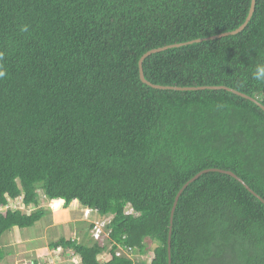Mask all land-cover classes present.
Segmentation results:
<instances>
[{
    "label": "trees",
    "instance_id": "trees-1",
    "mask_svg": "<svg viewBox=\"0 0 264 264\" xmlns=\"http://www.w3.org/2000/svg\"><path fill=\"white\" fill-rule=\"evenodd\" d=\"M251 1L0 0V262L4 235L62 201L109 220L91 245L48 244L81 264H143L148 243L147 264H264V204L225 174L187 185L170 230L178 192L204 171L232 173L264 202V111L223 90L152 89L138 67L181 45L143 61L147 83L224 87L264 107V0L241 32L215 38L245 23Z\"/></svg>",
    "mask_w": 264,
    "mask_h": 264
},
{
    "label": "rangeland",
    "instance_id": "rangeland-1",
    "mask_svg": "<svg viewBox=\"0 0 264 264\" xmlns=\"http://www.w3.org/2000/svg\"><path fill=\"white\" fill-rule=\"evenodd\" d=\"M38 196L40 197V195H38ZM70 209H71L70 210L71 212L77 211L76 216H74L75 219L71 220V212H69L70 213L69 214V213H66V211H65V212H62L58 215V217H59L62 214L66 219L70 220L69 222H67V220L65 219V221L67 223H64L65 221L61 222L60 218L53 217L55 214H53L52 209L50 211L49 209H46V207H43V210L46 211L45 216L40 221H38L32 228L21 230V233L23 236H26L29 239L35 238L34 250H36V252L32 254L28 250L27 246L25 245V240H23L21 244L20 243H17V244L13 243L12 248H11L10 244H8L7 245L8 250L11 249L13 256L10 259H8L6 262H0V264H10V263L15 264L16 261H18L17 262L18 264H25V262H28L31 259L32 260L34 259L37 262H39L38 264H61L62 260H61V258L59 259V257L57 256L58 255L57 253H59L61 249H58V251H55V254L52 255V256H55L54 258L53 257H47V259H46V257L45 258L39 257L35 254L40 253L42 251V250H38V249H42L47 244H49L55 240L61 239V238H63V239H74L75 238L76 242H81L84 240V242L87 243L88 239L86 238V233L83 232V230L85 229L84 221H81L83 219L84 215L82 214L81 210L78 208V205L75 203L73 206H71ZM23 211L25 213L29 212L28 209H23ZM53 218H55V219H53ZM75 220H79V221H75ZM52 221H55L56 227L50 226V223H52ZM57 223H59V224H57ZM107 223L108 222H106V224ZM82 232L84 233L83 235H82ZM11 238H9V241ZM4 240H5V243L3 246L5 248V245L7 243V241H6L7 236L6 235H4L1 239V241H4ZM84 245L87 246L88 243L84 244ZM148 245H149L148 246V248H149L148 253L143 258H139V257L135 258L134 261L136 263H139L143 260V262H144L143 264H147L145 262H147V260H149V258H151L152 249L155 248L156 245L152 244V243H148ZM12 253L10 251L6 252V254L8 256ZM50 254H52V253H50ZM41 256H44V254L42 253ZM19 261H21V262H19ZM73 263H70V261L68 259H66L65 264H73ZM77 263H78V261H77Z\"/></svg>",
    "mask_w": 264,
    "mask_h": 264
},
{
    "label": "crops",
    "instance_id": "crops-1",
    "mask_svg": "<svg viewBox=\"0 0 264 264\" xmlns=\"http://www.w3.org/2000/svg\"><path fill=\"white\" fill-rule=\"evenodd\" d=\"M51 202V201H50ZM50 202H44V201H41V207H46V209H49L50 211H51V209L52 208H50L49 206H50ZM54 202V201H53ZM74 203L75 204H77L78 205V208L81 210V212H82V214H83V208L82 207H80L79 206V204L77 203V202H73V203H71V205H69L68 206V208H66V209H64L63 208V206H62V204H63V202L62 201H56V202H54L53 203V214H55L53 217H55V218H57L58 217V215L60 214V213H62V212H65L66 211V213H69V212H71L70 210V208H71V206H73L74 205ZM52 214V215H53ZM70 214V213H69ZM76 214H77V211H72L71 212V220H73V219H75L74 218V216H76ZM94 218H95V215L93 214L92 215ZM55 218H53V219H55ZM58 218H60V220H61V222H63V221H65V217L61 214V216H59ZM52 219V220H53ZM67 220V222H69L70 220H68V219H66ZM75 221H79V220H75ZM81 221H84V227L86 228V224H90V220H86L85 218H84V216H83V219L81 220ZM66 221L64 222V223H67ZM57 224H59V223H57ZM50 226H53V227H56V223H55V221H52V223H50ZM58 233V232H57ZM21 235V236H20ZM82 235H83V232H82ZM22 235V233H21V231H19V230H17V229H13L10 233H8V235H7V243H6V245H5V249H6V251L5 252H7V251H10L11 253H12V251H11V249H9L8 250V244H10V246H11V248L13 247V243L14 244H17V243H22V241L23 240H25V245L27 246V248H28V250L33 254V253H35L36 252V250H34V245H35V238L34 239H29V238H27L26 236H23ZM12 237V238H11ZM9 238H11L10 239V241H9ZM86 238L88 239V245H91L92 244V242H90L89 240H91V234H90V231L89 232H87V234H86ZM70 240H75V238L74 239H70ZM58 249H61L60 250V252L59 253H57L58 255V257H59V259L61 258V260H62V263L61 264H65V262H66V259H68L69 261H70V263H75V264H81L80 263V261H79V259L75 256V255H73L72 254V252L71 251H65V250H63L62 248H58ZM58 249H56V250H50L49 248H48V244L45 246V247H43L42 249H38V250H42L40 253H37V254H35V255H37V256H39V257H46V259H47V257H55V256H52V255H54L55 254V251H58ZM62 251V252H61ZM44 254V256H41V254ZM50 253H52V254H50ZM49 255V256H48ZM13 256V253L12 254H10L9 256L7 255L6 257V259H10L11 257ZM9 257V258H8ZM5 259V260H6ZM99 259L100 260H103V261H105V260H107L108 258H107V256H106V254L105 255H102V256H100L99 257ZM34 260V259H33ZM33 260L31 259L30 261H28V262H25V264H32L33 263ZM7 261V260H6ZM36 260H34V262H35ZM77 261H78V263H77ZM18 261H16L15 262V264H18L17 263ZM19 262H21V261H19ZM37 262V261H36ZM37 263H39V262H37ZM73 263V264H74Z\"/></svg>",
    "mask_w": 264,
    "mask_h": 264
},
{
    "label": "water",
    "instance_id": "water-1",
    "mask_svg": "<svg viewBox=\"0 0 264 264\" xmlns=\"http://www.w3.org/2000/svg\"><path fill=\"white\" fill-rule=\"evenodd\" d=\"M254 5H255V0H252L251 1V7H250V11H249V14H248V17L245 21V23L236 31L234 32H231V33H227V34H223V35H220V36H217L215 38H222V37H226V36H232V35H235L239 32H241L245 26L247 25V23L249 22L252 14H253V11H254ZM215 38H211L210 40H213ZM201 41H195V42H191V43H188V44H192V43H199ZM181 45H176V46H169V47H164V48H160V49H156V50H152L150 52H147L145 55L142 56V58L139 60V64H138V67H139V77H140V80L143 84L147 85L148 87L152 88V89H156V90H174V91H203V90H223V91H226V92H229V93H232L236 96H239V97H242L243 99H246V100H249L253 103H255L256 105H258L260 107V109L262 111H264V107L261 106L259 103H257L256 100L254 99H251V98H248L247 96H244L233 90H230V89H227V88H224V87H217V88H213V87H203V88H191V89H178V88H168V87H159V86H153L149 83H147L145 80H144V77H143V72H142V63L143 61L149 57L150 55H153V54H156V53H160V52H163V51H166L168 49H172V48H178L180 47ZM208 172H219V173H222V174H225L233 179H235L237 182H239L249 193H251L255 198H257L259 201H261L263 204L264 202L255 194L253 193L246 185L245 183H243V181H241L239 178H237L235 175H233L232 173L230 172H224V171H218V170H209V171H204V172H201L199 173L197 176H195L192 180H190L185 186H183V188L178 192L177 194V197L175 198L174 200V204H173V207H172V210H171V216H170V230H171V224H172V216H173V213L175 211V208H176V204H177V201L179 199V197H181V193L182 191L187 187L188 184L192 183L193 181H195L196 179H198L202 174L204 173H208ZM169 238H170V234H169ZM170 242L168 241V257L170 258ZM170 264V259H169V262Z\"/></svg>",
    "mask_w": 264,
    "mask_h": 264
},
{
    "label": "clouds",
    "instance_id": "clouds-1",
    "mask_svg": "<svg viewBox=\"0 0 264 264\" xmlns=\"http://www.w3.org/2000/svg\"><path fill=\"white\" fill-rule=\"evenodd\" d=\"M4 75H5V73L3 72V71H0V78H3L4 77ZM253 79H255L256 81H261V82H264V63H261V64H258L257 66H256V68H255V71L253 72ZM50 202V201H49ZM54 202H56V201H54ZM53 201H51L50 202V208L52 207V209H53V203H54ZM24 209H26V208H24ZM20 210H23V209H20ZM85 211L86 210H83V215H84V218L86 219V220H90L91 222V224H92V220L94 219V217L92 216V215H90V217H88V216H85ZM94 215H95V219H98L97 218V213L95 214L94 213ZM99 220V219H98ZM100 221V220H99ZM105 223L106 222H109V220H106V221H104ZM91 232H92V230L90 231V234H91ZM105 233V232H104ZM92 237V236H91ZM93 239V238H92ZM94 240V239H93ZM95 241V240H94ZM121 252L123 255H125L126 257H130V253H128V254H126L125 253V251H127V250H122V249H119L117 252ZM116 252V253H117ZM106 253H102L101 255H99L98 256V260L99 261H101V262H104L103 260H100L99 259V257L100 256H102V255H105ZM106 256H107V258H108V255L106 254ZM108 260V259H107ZM106 261V260H105Z\"/></svg>",
    "mask_w": 264,
    "mask_h": 264
},
{
    "label": "built area",
    "instance_id": "built-area-1",
    "mask_svg": "<svg viewBox=\"0 0 264 264\" xmlns=\"http://www.w3.org/2000/svg\"><path fill=\"white\" fill-rule=\"evenodd\" d=\"M8 207H3V210L5 211ZM13 208H18V209H22V207H18L16 204L14 205ZM96 214V213H95ZM85 216L90 217V213L89 211H85ZM92 224H93V229L91 232V236L95 241H99L102 237V235L104 234L105 236H108L107 233H104V227L106 226V223L103 221H99L98 219H93L92 220ZM131 249H128L127 251H125L126 254L130 253ZM122 253L119 251L116 253V256H121Z\"/></svg>",
    "mask_w": 264,
    "mask_h": 264
}]
</instances>
